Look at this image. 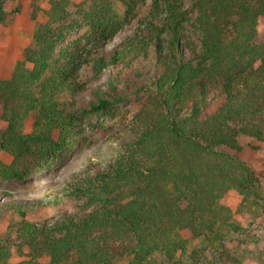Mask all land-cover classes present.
Returning a JSON list of instances; mask_svg holds the SVG:
<instances>
[{
  "label": "trees",
  "instance_id": "1",
  "mask_svg": "<svg viewBox=\"0 0 264 264\" xmlns=\"http://www.w3.org/2000/svg\"><path fill=\"white\" fill-rule=\"evenodd\" d=\"M13 1L0 0V24L17 10ZM119 1L127 14L130 0ZM70 3L49 1L33 45L10 76L0 78V149L11 158L0 162V178L21 179L48 168L72 144L77 113L109 107L112 87L78 111L62 109L61 95L75 91L72 77L82 62H91L97 78L109 66L147 55L153 44L162 66L154 80L158 97H149L134 115L133 137L102 155L101 170L86 167L66 185L64 192L84 198L88 211L21 225L17 232L34 258L22 264H43V255L47 264H114L123 257L126 264H147L154 255L172 264H200L207 254L209 264H218L230 256L229 246H239L234 235L244 231L234 215H254L257 208L264 213L259 178L229 151L240 150V134L264 143V0H190V8L184 0H151L138 32L109 55L97 49L123 20L112 1L90 0L80 21L70 19ZM81 22L90 28V47L61 48L63 65L46 74L57 63L60 41ZM190 23L198 43L186 37V58L179 45ZM84 51L89 59L82 58ZM214 98L220 100L216 107L209 105ZM31 114V130L24 132ZM230 190L241 196L235 211L224 202ZM8 254L0 242V264H10Z\"/></svg>",
  "mask_w": 264,
  "mask_h": 264
},
{
  "label": "rangeland",
  "instance_id": "2",
  "mask_svg": "<svg viewBox=\"0 0 264 264\" xmlns=\"http://www.w3.org/2000/svg\"><path fill=\"white\" fill-rule=\"evenodd\" d=\"M49 1L12 2V7H17V10H14L4 24H0V78L9 77L15 63L22 59L23 51L33 45V30L44 21ZM111 1L123 20L114 36L105 42L102 48L97 49V54L109 55L124 40L134 37L138 32L137 27L144 24L151 4V0H130L127 15L124 14L126 7L119 0ZM184 4L190 8V0H184ZM89 5L90 0H71L68 7L70 19L78 18L80 21L81 11ZM194 16L195 12L190 10L191 20ZM185 27L186 36L181 39L182 44L179 46L182 47L183 56L188 58L186 37L196 44L198 40L191 23ZM258 34L259 38H263L262 24L259 25ZM91 43L90 28L86 22H81L78 28L60 41L54 52L57 63L52 64L46 74L63 65L64 59L59 56L61 48L80 51L83 47L89 48ZM94 54L93 50L92 55ZM83 55L82 58L90 57L85 51ZM125 61H128V64L105 68L97 78L92 74L91 62H82L72 77L75 91L61 95L62 109L66 112L78 111L90 100L95 99L97 94L102 96L108 87H112L115 95L111 98L109 107L89 114L77 113L70 131L72 144L68 145L60 154L59 160L48 168L32 172L21 179L0 178V242L2 247L9 250L7 261L10 264L34 260L17 232L24 222L36 225L51 224L63 218L79 217L90 209L86 207L84 198L67 195L64 192L66 185L86 167L90 168L91 172L101 170L102 155L133 137L134 115L149 97H158L154 80L161 72L162 66L154 45L149 44L147 55H140L132 60L128 58ZM217 92L218 88L212 90L208 97H216ZM219 102L218 98H214L209 105L216 107ZM1 105L0 100V114ZM33 118L34 115L31 114L25 119L22 127L24 132L31 130ZM4 127L5 123L0 117V132ZM237 140L240 150L229 151L236 154L255 172L264 194V143L242 134ZM10 160V156L0 149V162L8 164ZM240 201L241 196L234 190H230L224 199L232 211L238 208ZM13 207L20 208L23 213L20 214ZM251 214L252 212H244L234 215L244 227V231L234 235L235 239L239 240V246H229L231 257L224 258L218 264H264V213L261 208H257L256 213ZM209 258L210 255L207 254L205 261L202 259L200 264H209ZM38 261L47 264L48 258L43 255ZM127 261L126 257L118 258L114 264H126ZM147 264L172 263L154 255Z\"/></svg>",
  "mask_w": 264,
  "mask_h": 264
}]
</instances>
